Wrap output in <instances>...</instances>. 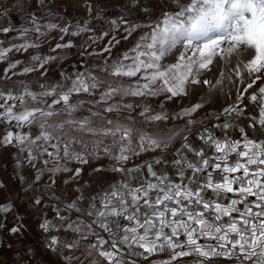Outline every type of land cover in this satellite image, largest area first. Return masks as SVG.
<instances>
[{
  "label": "snow or ice",
  "instance_id": "obj_1",
  "mask_svg": "<svg viewBox=\"0 0 264 264\" xmlns=\"http://www.w3.org/2000/svg\"><path fill=\"white\" fill-rule=\"evenodd\" d=\"M12 12L0 264H264V0H0Z\"/></svg>",
  "mask_w": 264,
  "mask_h": 264
},
{
  "label": "rangeland",
  "instance_id": "obj_2",
  "mask_svg": "<svg viewBox=\"0 0 264 264\" xmlns=\"http://www.w3.org/2000/svg\"><path fill=\"white\" fill-rule=\"evenodd\" d=\"M112 2L115 3L116 0H112ZM4 3L7 4V1L4 0ZM109 10H110V12H115V11H116V9H113V8H110ZM70 12H71L70 20H71L73 23L75 22L76 19H80L81 14H80L75 8L71 9ZM5 19H10L13 23L16 24L17 27H19L20 24L22 23V17L20 16L19 13H16V12H12L10 17H7V18H0V24H4ZM3 38H4L3 36H0V39H3ZM75 39H76L77 42H78L80 38H75ZM127 46H128V45H123V44H122V45H121V48H124V47H127ZM43 50L46 51V47H45ZM17 55H19V54H17ZM20 58L23 59L24 57H20ZM2 67H3V66L0 65V68H2ZM215 71H216V70L213 69V73H215ZM21 79H24V78L21 77ZM27 79H34V77H28ZM198 91H201V92H202V91H204V90H203V88H201V89H199ZM192 99L195 100L196 97L193 96ZM186 103H187V102H186ZM173 107H175V106H173ZM210 107H211V105H210ZM215 107L219 108V107H220V103L217 102V103L215 104ZM207 110H208V109H205L204 111H207ZM202 114H203V113H201V115H202ZM2 130H3V129H2V126H0V131H2ZM193 138H194V137H193ZM175 146L178 147L179 144L177 143ZM169 154H171V153H169ZM113 179H115V178H113ZM98 183H99V182H98ZM88 191H89V192H92V189H89ZM88 191H86V192H88ZM58 194H59V193H58ZM89 194H90V193H85V195H89ZM30 223H31V222H30ZM32 227H33V233H34V224L32 225ZM33 233H30V236H32V238L34 239V238H36V237H35V235H34Z\"/></svg>",
  "mask_w": 264,
  "mask_h": 264
},
{
  "label": "crops",
  "instance_id": "obj_3",
  "mask_svg": "<svg viewBox=\"0 0 264 264\" xmlns=\"http://www.w3.org/2000/svg\"><path fill=\"white\" fill-rule=\"evenodd\" d=\"M5 1H7L8 2V0H5ZM250 110L253 112V114H257L256 113V110H255V106H252V105H250ZM172 157H171V154H169V159H171ZM169 171H170V173H172V170L171 169H169ZM173 175H174V173H172ZM217 178H219V177H217ZM86 193H90L88 196H90L91 194H92V192H86ZM250 200L251 199H254L253 197H250L249 198ZM181 239H183V237H181ZM201 243H208V241H204V240H202V241H200ZM212 243H215V242H212ZM163 257L162 256H157V257H155V259H157V260H159V259H162ZM190 258H184L181 262H180V264H187V261L189 260ZM217 264H231V262H229V261H218L217 262Z\"/></svg>",
  "mask_w": 264,
  "mask_h": 264
}]
</instances>
